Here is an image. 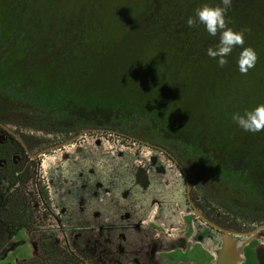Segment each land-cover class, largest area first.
<instances>
[{"label":"trees","instance_id":"obj_1","mask_svg":"<svg viewBox=\"0 0 264 264\" xmlns=\"http://www.w3.org/2000/svg\"><path fill=\"white\" fill-rule=\"evenodd\" d=\"M61 1L0 0V99L21 100L61 118L146 123L203 170L238 185L264 205V137L251 141L252 146L230 120L217 128L218 135L199 122L232 118L246 110L244 103L238 105L232 95L227 99L219 88L240 83L237 60L242 48H234L220 68L207 55V49L219 43V32L213 37L203 25L187 26L195 9L222 6V0H125L126 11H112L109 18L104 15L109 11L95 9L104 0H78L71 10ZM225 18L234 31L246 29L243 47H251L258 57L244 82L261 84L256 73L264 71V0H231ZM71 81L74 89L68 88ZM249 101L264 104V87ZM182 118L194 119L188 124ZM231 128L234 138L229 136ZM257 144L260 149L255 151ZM0 185L2 257L4 242L16 234L24 203ZM256 212L251 215L260 221ZM256 258L264 264V247ZM19 264L72 263L48 242Z\"/></svg>","mask_w":264,"mask_h":264},{"label":"flooded vegetation","instance_id":"obj_2","mask_svg":"<svg viewBox=\"0 0 264 264\" xmlns=\"http://www.w3.org/2000/svg\"><path fill=\"white\" fill-rule=\"evenodd\" d=\"M56 118L33 127L0 110V183L24 203L15 233L31 257L50 242L72 264H194L188 250L239 264L264 247V220L220 199L179 146L147 127Z\"/></svg>","mask_w":264,"mask_h":264},{"label":"rangeland","instance_id":"obj_3","mask_svg":"<svg viewBox=\"0 0 264 264\" xmlns=\"http://www.w3.org/2000/svg\"><path fill=\"white\" fill-rule=\"evenodd\" d=\"M78 0H62L61 3L65 6H69V9L71 10L76 9L77 7L74 6L75 2ZM113 1V2H112ZM101 2V0H100ZM105 3V4H104ZM104 3H102L99 8H95L96 11L99 10H104V12H110L109 14H104L109 18V16L112 14V11H115L117 13H123L126 11L127 6L125 4V0H123L121 3H115L114 0H104ZM94 9V10H95ZM93 10V11H94ZM89 12H91V9L89 7ZM94 14V13H92ZM107 23H108V18ZM257 76L256 78L262 79L261 84L258 82V84H249L244 82V78H247V74H241L239 72V79L241 80L240 83L238 82L237 85H230L229 84H223V86H220L219 88L222 90L221 93H223L224 97L229 99L231 95L237 99L238 105L244 103V106L246 110H252L254 105L256 106V102L253 101V104L249 101V98H252L254 93L257 94L259 90H263L264 87V71L262 70V73H256ZM255 78V79H256ZM248 79V78H247ZM254 80V77L252 78ZM229 86V87H228ZM81 89L78 90V95L81 98L84 94V88L82 84L80 85ZM79 87V88H80ZM228 87V88H227ZM68 88L74 89V83L71 81L69 83ZM227 88V89H226ZM218 89V87H215V91ZM220 91V90H218ZM261 94V93H260ZM227 95V96H226ZM249 97V98H248ZM248 101L251 103L252 106L248 103ZM0 102L2 103V106L4 107L3 109L6 110V113L12 117V118H19L21 120H24L28 123H31L33 127L38 126V122L43 120L45 121H56L57 116L53 114H47L44 112H41L37 109H34L30 107L27 103L23 101H16V100H10V99H0ZM228 105V104H227ZM166 119V118H165ZM173 120H176L178 118H172ZM194 118H182V123L188 122V124H191ZM204 121L205 123L199 121L201 124H209L210 131L214 133V135H218V130L217 128H222L223 123H226L230 120V123H232V126H237L236 123L232 120V118H203L200 119ZM196 122V120H195ZM220 124V125H219ZM124 126V125H123ZM127 128L131 127L134 128L137 126L139 129H144L146 128V123L142 122H137L134 124H126L125 125ZM138 130V129H136ZM234 129L231 128V133L230 137L234 138L237 136V134L234 136ZM264 130L257 132V133H251V132H246L243 130V136L245 139L250 142L252 146H254V143L251 142L255 140L257 143L259 142L260 137H264ZM240 138V137H239ZM258 149L255 151H258L260 148L258 147V144L256 145ZM203 178H208L211 180L212 184L216 187L217 191L219 192V198L222 200H228L230 205L233 206V208H239L240 211L246 210L248 211L249 214H252L253 210H258V213L261 216V219L264 220V205L262 202H258L255 199L251 198L250 196L245 195L242 192V189L236 185V184H230L227 183L226 181H223L221 179L215 178L214 176L210 174H203ZM210 182V183H211ZM256 215V214H253ZM13 242H18L19 244L14 248L13 250L9 251L5 257H0V264H19V261L22 259H29L32 255V246L30 243V239L28 238V235L24 230H20L13 238ZM255 245L256 242L254 241L250 245L246 247V250L242 256V262L239 264H258L257 258H256V253H255ZM195 251V252H194ZM193 252L191 250H188L186 253L181 252L180 254L182 256H187V261H193L194 264H211L209 262V259L206 258L204 255L200 256L198 253V250H194ZM175 254L174 252L170 254L171 256ZM177 255V254H176Z\"/></svg>","mask_w":264,"mask_h":264},{"label":"clouds","instance_id":"obj_4","mask_svg":"<svg viewBox=\"0 0 264 264\" xmlns=\"http://www.w3.org/2000/svg\"><path fill=\"white\" fill-rule=\"evenodd\" d=\"M231 8V0H222V6H209L204 4L195 9L194 16L187 19V26L190 28L203 25L210 36L215 37L219 32V43L215 48H208L207 55L217 62V66L223 68L227 65V56L236 47L242 48L239 53L237 65L241 74L246 75L248 71L255 67L257 62V54L251 47L244 46V32L234 31L227 26L226 12ZM232 120L236 125L251 133H257L264 130V104L257 105L252 110H245L243 115L234 113Z\"/></svg>","mask_w":264,"mask_h":264},{"label":"crops","instance_id":"obj_5","mask_svg":"<svg viewBox=\"0 0 264 264\" xmlns=\"http://www.w3.org/2000/svg\"><path fill=\"white\" fill-rule=\"evenodd\" d=\"M222 260H226V258L225 259H222Z\"/></svg>","mask_w":264,"mask_h":264}]
</instances>
